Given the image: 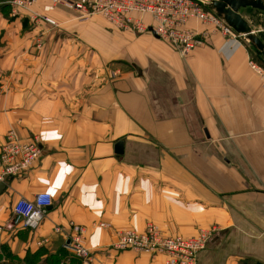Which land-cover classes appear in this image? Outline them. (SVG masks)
<instances>
[{"label":"crops","instance_id":"0c3cea01","mask_svg":"<svg viewBox=\"0 0 264 264\" xmlns=\"http://www.w3.org/2000/svg\"><path fill=\"white\" fill-rule=\"evenodd\" d=\"M240 13L264 42V12ZM48 15L57 26L0 8V153L11 128L41 147L0 192V254L15 258L2 261L159 264L112 247L154 222L187 237L216 226L199 264H264V77L250 62L264 65L245 36L193 21L203 44L182 55L94 15ZM41 191L52 208L24 228L13 206ZM75 225L89 260L65 247Z\"/></svg>","mask_w":264,"mask_h":264},{"label":"built area","instance_id":"2783aa9c","mask_svg":"<svg viewBox=\"0 0 264 264\" xmlns=\"http://www.w3.org/2000/svg\"><path fill=\"white\" fill-rule=\"evenodd\" d=\"M37 0H13V14L32 12V17L43 23L57 26L48 14L56 8L99 14L121 30L158 36L187 55L203 44L200 34L191 27L193 21L213 27V31L226 36L237 34L210 6V0H50L43 8L45 14L33 12ZM251 66L264 77V69L254 62ZM38 138L23 140L11 128L5 137L0 153V182L25 173L40 156ZM53 205V196L41 191L32 199L19 198L13 212L16 222L24 228H36L47 209ZM219 229L216 226L202 228L194 236L168 235L154 223L147 222L143 230L126 229L118 233L112 245L117 252L132 251L159 264H199L198 254L204 250ZM84 228L75 225L67 237L65 247L79 257L89 260L91 251L83 244Z\"/></svg>","mask_w":264,"mask_h":264},{"label":"water","instance_id":"95a60500","mask_svg":"<svg viewBox=\"0 0 264 264\" xmlns=\"http://www.w3.org/2000/svg\"><path fill=\"white\" fill-rule=\"evenodd\" d=\"M209 6L221 16L226 23L239 34L245 36L251 45L264 56V42L253 30L248 21L240 13L241 9L254 8L264 12V0H210ZM158 37V36H157ZM137 73L141 76L142 71L136 64H133ZM116 153L123 154V142L116 145ZM5 183L0 184V192L5 189ZM50 206L48 209H51Z\"/></svg>","mask_w":264,"mask_h":264},{"label":"rangeland","instance_id":"374dc122","mask_svg":"<svg viewBox=\"0 0 264 264\" xmlns=\"http://www.w3.org/2000/svg\"><path fill=\"white\" fill-rule=\"evenodd\" d=\"M12 1L13 0H0V8H3L4 12H5V15L6 13L8 14L9 12L13 13V5H12ZM65 9V8H64ZM65 10H68V11H75V10H70V9H65ZM95 17V18H101V19H104L106 22H109L104 16L102 15H99V14H95L94 16H92V18ZM110 26H112L113 28H115L116 30H119V31H126V30H121L119 29L118 27H116L114 24L110 23ZM138 34V33H137ZM144 34H148V33H144ZM249 44L251 45L250 41L248 40ZM254 51L253 52V56L256 58L257 57V54H258V62L261 64V65H264V56L262 54H260L254 47H253ZM257 59V58H256ZM113 74V73H112ZM15 261V260H14ZM20 263V261L18 262V264ZM0 264H11L9 262H6V261H2L0 260Z\"/></svg>","mask_w":264,"mask_h":264},{"label":"trees","instance_id":"16d2710c","mask_svg":"<svg viewBox=\"0 0 264 264\" xmlns=\"http://www.w3.org/2000/svg\"><path fill=\"white\" fill-rule=\"evenodd\" d=\"M258 55V54H257ZM5 256L7 259L12 260L15 259L7 250H3V252H1L0 254V260H2L1 258ZM19 262V261H18ZM48 263V261L46 262ZM28 264V263H27Z\"/></svg>","mask_w":264,"mask_h":264}]
</instances>
